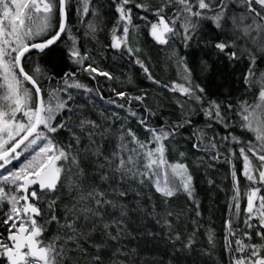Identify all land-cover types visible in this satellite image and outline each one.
<instances>
[{"label": "snow or ice", "instance_id": "snow-or-ice-1", "mask_svg": "<svg viewBox=\"0 0 264 264\" xmlns=\"http://www.w3.org/2000/svg\"><path fill=\"white\" fill-rule=\"evenodd\" d=\"M113 2L118 13L116 26L111 30L110 46L113 49L124 47L132 55L140 51L137 48L134 52L130 46V30L134 31L138 28L133 24L132 7H129L134 5L136 9L146 13L152 11L155 20L149 21L150 35L160 45H168L171 37L182 35L184 45L187 47L197 28V25L192 24L191 17H196L201 21H210L215 29L231 37L215 43L214 46L219 52L225 53L230 60L241 58L248 60L249 66L243 82L246 91L256 90V98L252 103L246 99L240 100L236 105L235 115L240 119V128L252 135L247 141H242L232 133H228L222 139L230 138L233 143L241 145L238 149L239 157L242 159L240 175L248 181L247 191L243 193L246 199L244 224L248 229L258 227L256 235L264 241V195L261 194L264 191V70H260L257 65L258 59L264 56V0H166L154 10L146 4L137 3L136 0H113ZM70 3L71 0H0V81H2L0 82V170H4L0 172V206L7 205L3 219H0V225L5 226L6 231V235L0 232V258L4 259L5 264H63L66 251H84L79 241L86 239L95 231L96 218L104 220L105 215H111L104 211L105 205L119 210L118 218L103 223L104 234L108 239L119 240L127 231L125 223V218L128 217L127 205L111 199L110 196L123 198L127 196L128 189L111 184L108 190L100 189L98 185H90V190L82 187L84 169L81 164L90 156H104L107 163L108 172L99 175L101 182L116 180L118 175L120 181L135 180L141 187L154 188L162 197L168 216L173 215L168 207L169 200L180 194L186 195L189 200L197 204V208L199 207L195 199L193 175L189 166L181 161L170 162L167 158L166 142L174 139L185 125L191 124V119L185 118L171 123L165 121L159 126H152L148 122V116L156 115L152 109L144 107V112L148 116H142L129 108V115L137 117L138 124L148 133V139L141 140L131 128H122L118 137L120 143L109 155H104L100 151V145L95 140L97 135L103 139L107 129L97 131L101 129V125L95 120L81 118L79 124L75 126L69 123L70 117L57 122V117L62 112H72L68 103L72 99L71 95L63 99L60 96L61 92L66 93L68 88H83L86 91L91 89L78 81L71 80L74 73L71 76L66 74L63 80L64 87L50 91L48 99L45 100L38 79L25 71L22 60L26 59V54L32 49L43 51L48 48L60 38L61 34L71 36V29L67 25V8ZM79 4L78 15L86 16L90 10V0H79ZM175 5L179 7H174ZM166 10L171 14L167 15ZM140 19L147 20V16H141ZM181 20L182 33L176 29L177 21ZM54 28L58 30L54 31ZM88 28L93 34L97 30L94 23H89ZM226 49L233 50L226 52ZM70 56L80 65L89 58L86 54L81 55L75 47L74 38ZM135 62L148 74L150 80L160 84V81L153 79L142 60L137 57ZM179 62L185 74L183 78L186 85L172 82L170 86H163L172 92L179 91L188 100L202 105L201 111L209 121L208 127L215 122L226 129L229 128L232 122L222 111L221 103L208 100L201 95L204 89L198 84L193 85L191 69L188 68L185 58L180 57ZM208 67L210 66L205 64V70ZM83 70L112 79L108 72L99 71L91 64ZM34 71L39 73L40 68L36 67ZM24 81L29 82L32 88L23 87ZM117 95L124 97L126 94L120 92ZM145 99L144 95L129 97V103L136 100L143 105ZM205 104L207 106L203 107ZM179 106L183 109V105ZM118 107L123 108L124 105L120 104ZM227 109L232 111L233 105L228 103ZM75 128H78L79 132ZM62 129L67 130L71 135V141L67 146L57 143L48 135ZM194 135L198 141L193 143L194 149L216 153L218 146L214 137L209 138L205 143V132L198 130ZM85 138L88 143L82 145V139ZM129 144L133 147H129ZM25 152L31 153L25 163L15 171L6 169L8 164ZM230 152L232 156L236 155L235 151L230 150ZM185 155L184 152L179 153L181 158ZM212 159H219V154L213 155ZM96 163L99 169L105 167L104 164H99L98 160ZM73 169L76 170V180L68 175ZM231 176L233 196L229 211L232 216L239 217L242 194L235 165H232ZM65 177L70 189L75 188L81 192V201L91 200L95 206L84 209L90 212L91 216L83 218L90 222L83 229L77 225L79 217L69 220L65 216L62 221L56 215L55 198L48 195L58 191V186L65 183ZM209 183L211 184L212 181L210 180ZM136 194L139 196L141 193L137 191ZM41 201L46 204L43 210L38 206ZM199 214L197 211V215ZM38 218L43 220V223H40ZM253 220L257 221L256 225L252 223ZM53 223L56 225V234L46 241L43 238L44 233ZM165 223L169 228L171 227L170 221L166 220ZM113 226L117 228L115 236L108 231ZM226 229V249L229 252L247 253L234 257L232 264H264V243L251 244L236 239L234 241L236 248L233 249V241L228 239L229 236L236 235L231 218L226 222ZM243 235L249 241L252 238L250 232H244ZM176 238L179 239V236L177 235ZM208 239L210 243L214 242L211 232ZM61 241L63 243H60ZM70 243L75 244V249L68 248ZM94 247L97 255L91 257L92 264H100L102 257L99 253L103 246ZM112 255L116 257L127 253L117 248ZM111 264H124V261L113 259Z\"/></svg>", "mask_w": 264, "mask_h": 264}, {"label": "trees", "instance_id": "trees-1", "mask_svg": "<svg viewBox=\"0 0 264 264\" xmlns=\"http://www.w3.org/2000/svg\"><path fill=\"white\" fill-rule=\"evenodd\" d=\"M136 2L146 4L154 10L166 0H136ZM79 7V0H71L67 8V25L71 29V36L63 34L51 47L26 55V59L22 60L25 71L38 79L45 100L48 99L50 91L64 87L63 80L66 74L71 76L74 73L71 80L78 81L91 89L86 91L83 88H68L66 93L61 92L60 96L63 99L71 95L72 99L68 103L72 112H62L57 117V122L70 117L69 123L75 126L79 124L81 118L95 120L101 125V129L97 131L107 129L103 139L99 135L95 137L104 155H109L116 149L120 143L118 137L122 128H131L141 140L148 139V133L138 124L137 117L129 115V108L142 116H148L144 112V107L152 109L156 113L155 116H148V122L152 126H159L165 121L171 123L185 118L191 119V124L185 125L174 139L166 142L167 158L170 162L181 161L189 166L193 175L195 199L199 207L197 208V204L189 200L186 195L180 194L169 200L168 207L173 215L168 216L162 197L155 192L154 188L141 187L135 180L120 181L118 175L116 180L110 179L108 183L101 182L99 175L108 172L107 163L104 156H90L81 164L84 169L82 187L90 190V185H98L100 189L108 190L111 184L128 189L127 196L123 198L110 196L111 199L119 200L127 205L128 217L125 218L127 231L119 240L108 239L104 234L103 223L118 218L119 210L105 205L104 211L111 215H105L104 220L96 218L95 231L91 232L86 239L79 241L84 251H66L63 264H92L91 257L97 255L95 245L103 246L99 253L102 257L100 264H111L113 259L124 261V264H232L234 257L247 255V253L229 252L225 247L226 222L230 218L236 229V235L228 237L233 241V249L236 248L234 243L236 239L251 244L264 243L256 235L258 227L248 229L244 224L246 199L243 193L247 191L248 181L240 175L242 159L239 157L238 149L241 145L233 143L230 138L222 139L228 133L240 137L242 141L251 138V133L240 128V119L235 115V110L240 100L246 99L252 103L256 98V90L246 91L243 82L244 74L249 66L248 60L245 58L230 60L225 53L219 52L214 46L220 40L231 37L215 29L210 21L191 17L192 24L197 25V28L187 47L184 45L182 35L171 37L168 45H160L150 35L149 21L155 20L152 11L146 13L136 9L134 5H129L132 7L133 24L138 26L136 30H130V46L134 52L135 49H140L132 55L124 47L113 49L110 46L111 30L116 26L118 18L113 0H90L89 13L83 17L78 15ZM166 14L171 13L166 10ZM141 16H147V20L140 19ZM55 23L54 20L53 24ZM89 23L97 26L94 34L88 28ZM177 24V31L182 33L183 29L178 21ZM55 30L58 28H54ZM73 38L75 47L81 55L86 54L89 57L83 65L75 63L74 58L70 56ZM232 50L226 49V52ZM137 57L143 61L153 79L160 81V84L148 78V74L135 62ZM180 57L185 58L188 68L191 69L193 85L198 84L204 89L201 95L208 100L221 103L222 111L232 122L229 128L226 129L215 122L208 127L209 121L201 111L202 105L188 100L179 91L172 92L163 86H170L172 82L186 85L183 78L185 74L179 62ZM89 64L98 68L99 71L108 72L112 79L98 73L84 71L83 68ZM205 64L210 66L207 70H205ZM257 65L260 70H264V56L258 59ZM36 67L40 68L39 73L34 71ZM23 87L31 89L25 81ZM120 92L126 95L120 97L117 95ZM141 95L146 96L143 105L136 100L129 103V97ZM228 103L233 105L232 111L227 109ZM120 104L124 107H118ZM179 105H183V109ZM206 106V104L203 105V107ZM75 130L79 132L78 128ZM198 130L206 133L205 143L209 138H215L218 146L216 153L198 151L192 147L193 143L198 142L194 135ZM48 135L61 145L67 146L71 141L70 133L64 129ZM87 143L86 138L82 139V145ZM129 147L133 145L129 144ZM230 150L235 151L236 155L232 156ZM180 152L186 155L181 158ZM215 154H219V159H212ZM30 155V152L23 153L17 160L8 164L6 169L15 171L30 158ZM97 160L99 164L105 165L103 169L98 168ZM232 165H235L242 194L239 217L232 216L229 211L233 196ZM3 171L0 170V172ZM68 175H71L74 180L77 179L75 169ZM137 191L141 193L139 196L136 194ZM261 194L264 195V191ZM48 195L55 198L56 215L62 221L65 216L69 220L79 217L77 225L82 229L86 224H90L83 218L91 216V213L84 209L95 208L93 202L81 201V192L75 188L70 189L66 177L65 183L58 186V191ZM153 205H155V212H153ZM38 206L42 210L46 208L44 201H41ZM6 210L7 205L0 206V219H3V212ZM166 220L170 221V228L165 223ZM38 221L43 223V220L39 218ZM252 223L256 225L257 221L253 220ZM108 231L113 236L117 235L115 226ZM4 232L6 233L5 226ZM210 232L214 237L213 243H210L208 239ZM244 232H250L252 237L250 241L244 237ZM55 234L56 225L53 223L49 225L43 238L47 241ZM177 235L179 239L176 238ZM75 247L73 243L68 245L69 249H75ZM117 248L127 255L113 257L112 253Z\"/></svg>", "mask_w": 264, "mask_h": 264}, {"label": "water", "instance_id": "water-1", "mask_svg": "<svg viewBox=\"0 0 264 264\" xmlns=\"http://www.w3.org/2000/svg\"><path fill=\"white\" fill-rule=\"evenodd\" d=\"M63 34H61V36H62ZM60 36V37H61ZM56 43V42H55ZM54 43V44H55ZM54 44H52V45H54ZM52 45H50L49 47H51ZM48 47V48H49ZM47 49V48H46ZM34 51H38V49H32V50H30V52L28 53V54H30V53H32V52H34ZM28 54H26V55H28ZM21 79H23L22 77H21ZM31 88H32V85L29 83V82H27V81H25ZM19 150V149H18Z\"/></svg>", "mask_w": 264, "mask_h": 264}, {"label": "flooded vegetation", "instance_id": "flooded-vegetation-1", "mask_svg": "<svg viewBox=\"0 0 264 264\" xmlns=\"http://www.w3.org/2000/svg\"><path fill=\"white\" fill-rule=\"evenodd\" d=\"M0 232L4 233L6 235V233L4 232V226L0 225ZM0 264H5V261L3 258H0Z\"/></svg>", "mask_w": 264, "mask_h": 264}, {"label": "rangeland", "instance_id": "rangeland-1", "mask_svg": "<svg viewBox=\"0 0 264 264\" xmlns=\"http://www.w3.org/2000/svg\"><path fill=\"white\" fill-rule=\"evenodd\" d=\"M179 22V25L181 26V23L183 22L182 20L181 21H178ZM178 27V24H176V28ZM252 135V134H251ZM15 161V160H13Z\"/></svg>", "mask_w": 264, "mask_h": 264}]
</instances>
